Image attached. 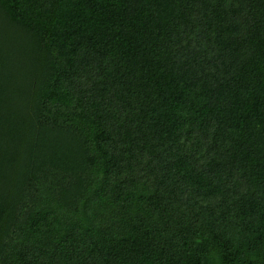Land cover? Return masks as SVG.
Returning <instances> with one entry per match:
<instances>
[{
  "label": "trees",
  "instance_id": "1",
  "mask_svg": "<svg viewBox=\"0 0 264 264\" xmlns=\"http://www.w3.org/2000/svg\"><path fill=\"white\" fill-rule=\"evenodd\" d=\"M0 264H264V0H0Z\"/></svg>",
  "mask_w": 264,
  "mask_h": 264
}]
</instances>
